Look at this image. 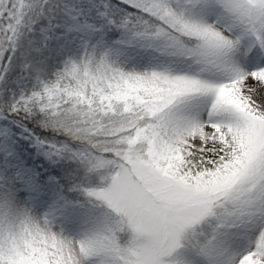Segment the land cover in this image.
<instances>
[{"label": "snow or ice", "instance_id": "snow-or-ice-1", "mask_svg": "<svg viewBox=\"0 0 264 264\" xmlns=\"http://www.w3.org/2000/svg\"><path fill=\"white\" fill-rule=\"evenodd\" d=\"M0 264H264V0H0Z\"/></svg>", "mask_w": 264, "mask_h": 264}, {"label": "rangeland", "instance_id": "rangeland-1", "mask_svg": "<svg viewBox=\"0 0 264 264\" xmlns=\"http://www.w3.org/2000/svg\"><path fill=\"white\" fill-rule=\"evenodd\" d=\"M69 168L73 167L71 164L68 165Z\"/></svg>", "mask_w": 264, "mask_h": 264}]
</instances>
